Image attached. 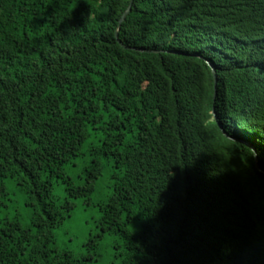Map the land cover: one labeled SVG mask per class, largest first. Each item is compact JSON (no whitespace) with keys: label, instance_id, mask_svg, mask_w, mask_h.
Masks as SVG:
<instances>
[{"label":"trees","instance_id":"trees-1","mask_svg":"<svg viewBox=\"0 0 264 264\" xmlns=\"http://www.w3.org/2000/svg\"><path fill=\"white\" fill-rule=\"evenodd\" d=\"M130 5L0 0V264H264V0H134L126 49Z\"/></svg>","mask_w":264,"mask_h":264},{"label":"rangeland","instance_id":"rangeland-1","mask_svg":"<svg viewBox=\"0 0 264 264\" xmlns=\"http://www.w3.org/2000/svg\"><path fill=\"white\" fill-rule=\"evenodd\" d=\"M81 169V165L74 167L71 174ZM105 188L104 184L99 185L96 192L90 196L91 202H96L102 194H105ZM55 193L60 197H65V191L60 185L56 186ZM17 197L16 193L12 194L11 199H14L17 204L15 207L8 205L7 209H9V212H3L2 217L11 218L15 213H19L22 223L27 225L30 220V208L26 206L23 200H17ZM98 217L99 212L96 206L88 205L83 198L76 199L72 216L56 231L59 246L83 255L87 252L85 244L89 237L91 235L94 236L98 232ZM263 238L264 236L259 233L255 245L260 244ZM115 243L116 239L114 236L105 235L102 237L96 253L91 249L88 250V252L93 253V257L96 259L93 264H119L116 258L117 250Z\"/></svg>","mask_w":264,"mask_h":264},{"label":"water","instance_id":"water-1","mask_svg":"<svg viewBox=\"0 0 264 264\" xmlns=\"http://www.w3.org/2000/svg\"><path fill=\"white\" fill-rule=\"evenodd\" d=\"M133 2H134V0H131V5H130L128 11H127V12L125 13V15L123 16V18H122V20H121V22H120V24H119L118 31H117V39H118V41H119V42H120V43H121L126 49H131L132 47L123 44V42H122V41L120 40V38H119V31H120V28H121L122 24L125 22V20L127 19L128 15H129L130 12L132 11ZM209 66H210V68H211V70H212V72H213V76H214V79H215V82H216L215 69H214L213 66H211V65H209ZM250 147H252V146H250ZM258 167H259V165H258ZM258 169H259V171H261V170H260V167H259Z\"/></svg>","mask_w":264,"mask_h":264}]
</instances>
